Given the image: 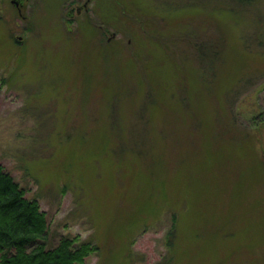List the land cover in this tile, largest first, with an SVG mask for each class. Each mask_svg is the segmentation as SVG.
Here are the masks:
<instances>
[{"label": "rangeland", "instance_id": "1", "mask_svg": "<svg viewBox=\"0 0 264 264\" xmlns=\"http://www.w3.org/2000/svg\"><path fill=\"white\" fill-rule=\"evenodd\" d=\"M64 1L31 0L27 29L0 2V165L46 248L264 264V0H96L105 35Z\"/></svg>", "mask_w": 264, "mask_h": 264}, {"label": "trees", "instance_id": "2", "mask_svg": "<svg viewBox=\"0 0 264 264\" xmlns=\"http://www.w3.org/2000/svg\"><path fill=\"white\" fill-rule=\"evenodd\" d=\"M249 2L250 0H237ZM0 165V264H75L97 250L89 242L62 236L46 248L47 222L35 198Z\"/></svg>", "mask_w": 264, "mask_h": 264}, {"label": "flooded vegetation", "instance_id": "3", "mask_svg": "<svg viewBox=\"0 0 264 264\" xmlns=\"http://www.w3.org/2000/svg\"><path fill=\"white\" fill-rule=\"evenodd\" d=\"M31 0H10V7L12 8L15 15H17L21 19V24H19L17 21L14 22L15 26L17 24L21 25L24 29H27L31 26V22L29 20V17L26 13L30 6ZM96 0H68L64 1L61 4V17L63 19V22L68 30H70V25H73L77 20L79 19L80 15L87 14L89 11L92 12V15H89V17L93 20L92 25L99 30V35H105L108 32L107 23H109L107 20L101 19L99 12V7L95 8V2ZM103 1V0H102ZM1 2V0H0ZM103 4V2H102ZM101 4V5H102ZM100 5V6H101ZM1 6V3H0ZM103 10L102 13L104 14V6L102 5ZM87 17V16H85ZM94 18L99 19L98 21L94 22ZM102 30V31H101ZM111 35L107 36V39H110ZM19 36H17L18 38Z\"/></svg>", "mask_w": 264, "mask_h": 264}, {"label": "water", "instance_id": "4", "mask_svg": "<svg viewBox=\"0 0 264 264\" xmlns=\"http://www.w3.org/2000/svg\"><path fill=\"white\" fill-rule=\"evenodd\" d=\"M18 39H20V37H18Z\"/></svg>", "mask_w": 264, "mask_h": 264}]
</instances>
